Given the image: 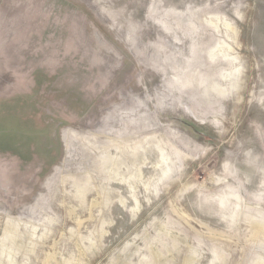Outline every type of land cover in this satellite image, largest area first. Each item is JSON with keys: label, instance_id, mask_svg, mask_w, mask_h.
Returning a JSON list of instances; mask_svg holds the SVG:
<instances>
[{"label": "rangeland", "instance_id": "374dc122", "mask_svg": "<svg viewBox=\"0 0 264 264\" xmlns=\"http://www.w3.org/2000/svg\"><path fill=\"white\" fill-rule=\"evenodd\" d=\"M0 264H264V0H0Z\"/></svg>", "mask_w": 264, "mask_h": 264}]
</instances>
